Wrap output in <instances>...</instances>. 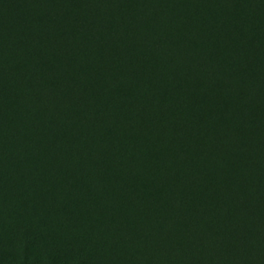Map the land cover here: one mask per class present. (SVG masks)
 <instances>
[{
  "label": "rangeland",
  "instance_id": "obj_1",
  "mask_svg": "<svg viewBox=\"0 0 264 264\" xmlns=\"http://www.w3.org/2000/svg\"><path fill=\"white\" fill-rule=\"evenodd\" d=\"M245 100L264 0H0V264H171L163 150Z\"/></svg>",
  "mask_w": 264,
  "mask_h": 264
},
{
  "label": "trees",
  "instance_id": "obj_2",
  "mask_svg": "<svg viewBox=\"0 0 264 264\" xmlns=\"http://www.w3.org/2000/svg\"><path fill=\"white\" fill-rule=\"evenodd\" d=\"M260 102L254 106V100H245L223 111L207 105L200 109L202 114L193 109L178 132L180 139L173 142L174 151L169 156L163 150L168 157L160 158L171 166L162 177L171 179L158 187L154 175L159 199L155 207L171 203L177 214L171 225L175 235L164 242L175 244L171 264H264V110ZM185 135L189 138L184 139ZM25 199L20 195L19 203ZM183 222L188 227L184 232ZM161 260L165 262L160 251Z\"/></svg>",
  "mask_w": 264,
  "mask_h": 264
}]
</instances>
